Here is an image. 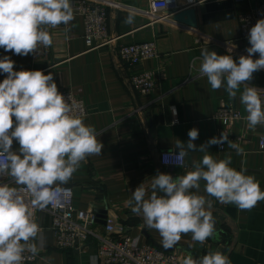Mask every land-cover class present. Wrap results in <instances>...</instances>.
Masks as SVG:
<instances>
[{
    "label": "crops",
    "instance_id": "crops-1",
    "mask_svg": "<svg viewBox=\"0 0 264 264\" xmlns=\"http://www.w3.org/2000/svg\"><path fill=\"white\" fill-rule=\"evenodd\" d=\"M112 1L121 7L109 8V31L116 39L109 46L87 47L82 16L73 9L74 19L67 26L50 29L53 44L46 56L15 55L0 49V56L10 55L15 61L16 70L52 72L60 91L71 89L88 106L84 121L96 129L97 139L104 148L101 154L82 162L66 185L72 188L74 206L115 218L122 225L123 233L140 245L151 244L175 251L180 260L189 252L199 257L209 250L227 248L225 254L231 264H264V200L242 210L208 197L201 181L198 194L211 201L209 211L215 227L222 230L214 236L223 243L215 244L213 236L201 244L193 241L188 233L167 249L162 246L159 233L147 228L143 217L134 214L128 204L132 191L143 182L146 187L150 185L151 176L158 171L175 177L193 170L194 162L203 156L199 151L189 152L183 167L164 166L160 161L162 151L178 152L175 143H187L192 128L199 129L195 141L198 147L226 130L229 139L243 148V153L238 155L227 142L222 144L223 149L220 145H209L208 150L219 159L231 157L234 168L246 169L264 189V151L259 148L264 125L251 129L244 118L227 126L215 118L223 107L233 106L243 117L247 113L239 93L230 99L224 87L211 89L207 78L199 73L202 49L225 55L228 50L223 42L237 41V46L245 51L250 47L248 40H239V15L262 0H205L204 4L199 0H178L174 9L159 12L165 16L167 11L192 8L197 21L195 27L177 23L171 15H166L164 21L153 20L148 15L150 0ZM129 15L134 18L131 24L125 22ZM149 41L155 42L159 56L144 61L137 70H154L157 86L143 96L130 84L134 70L120 60L116 51L118 45ZM234 59L238 61L239 56ZM4 78L5 75H0V81ZM250 83L264 86V70L255 72ZM172 107L178 115L173 116ZM13 147L18 144L14 142ZM217 213L224 217L223 221L215 218ZM51 221L48 211H39L37 222L41 232L37 243L41 257L38 264H91V257H96V264H100L96 243L91 242L73 253L58 249ZM99 229H104L103 223H99Z\"/></svg>",
    "mask_w": 264,
    "mask_h": 264
},
{
    "label": "clouds",
    "instance_id": "clouds-1",
    "mask_svg": "<svg viewBox=\"0 0 264 264\" xmlns=\"http://www.w3.org/2000/svg\"><path fill=\"white\" fill-rule=\"evenodd\" d=\"M204 4L205 0H199ZM74 19L72 0H0V49L6 53L28 56L41 46L53 44L50 29L67 26ZM126 23L134 22L129 15ZM247 55L233 58L232 48L220 55L207 48L201 50L199 73L211 89L225 88L230 99L239 93L247 113V126L264 125V89L252 85L255 72L264 70V18L248 33ZM258 54V58H254ZM0 264H24L25 254L39 253L41 227L33 209L55 205L69 189L65 186L88 157L101 154L104 145L96 129L74 114L71 95L59 90L52 72L16 70L10 55L0 56ZM243 89L241 90V86ZM178 115L175 107L170 109ZM176 121H173L175 123ZM187 143L177 141L179 151L163 155V163L183 165L191 151L203 153L193 170L173 176L157 172L150 185L141 183L128 201L131 211L143 217L149 229H155L164 248H172L184 234L203 244L216 231L211 201L198 194L201 181L208 197L251 209L264 200V189L246 169L232 166L231 157L219 159L209 145H222L242 154L243 148L229 139L226 130L199 147L195 141L199 129L188 132ZM16 142L18 147L14 148ZM264 148V138L261 139ZM150 189V190H149ZM196 190V191H193ZM27 194V195H25ZM96 264V257L90 258ZM181 264H231L223 250H209L194 257L191 252Z\"/></svg>",
    "mask_w": 264,
    "mask_h": 264
},
{
    "label": "built area",
    "instance_id": "built-area-1",
    "mask_svg": "<svg viewBox=\"0 0 264 264\" xmlns=\"http://www.w3.org/2000/svg\"><path fill=\"white\" fill-rule=\"evenodd\" d=\"M178 0H150L148 13L153 20L164 21L165 16L159 12L174 9ZM73 9L82 16L84 24L83 37L87 47L94 48L103 45H111L116 40L109 31V8H119V3L112 0H72ZM264 18V0L258 3L253 9L239 15L241 34L239 40H248V33L256 22ZM226 49L232 48L233 58L240 55H247L244 49L237 46V41L223 42ZM50 51V47L41 46L34 54L37 57H44ZM117 55L120 60L134 70L130 84L134 91L140 95H149L157 86L154 70H137L144 61L158 57L159 53L154 41L134 44H123L117 46ZM264 89V86H256ZM66 97L70 94L75 105L74 114L86 116L88 106L85 100L71 89L61 91ZM215 118L223 121L224 125H231L235 121L244 119L241 112L233 107L219 109ZM260 126V125H259ZM259 148L261 147V139ZM223 149V145H220ZM170 150L162 151L160 161L168 167H180L176 164L163 163V155ZM185 158L183 160V167ZM5 183H12L10 177H0ZM69 191L63 194L59 201L53 206L49 205L43 209H33L37 221L39 211H48L51 215V229L55 235L56 247L60 250H81L89 243H96L97 256L100 264H181L179 254L175 251H168L155 245H140L130 235L123 233V227L115 218L107 217L104 229H99L98 215L93 209L86 211L79 210L73 203V192L70 186H65ZM27 195V194H25ZM40 251L37 255L25 254L24 264H38Z\"/></svg>",
    "mask_w": 264,
    "mask_h": 264
},
{
    "label": "water",
    "instance_id": "water-1",
    "mask_svg": "<svg viewBox=\"0 0 264 264\" xmlns=\"http://www.w3.org/2000/svg\"><path fill=\"white\" fill-rule=\"evenodd\" d=\"M166 15H171L172 20L177 22V23H182V24H185V25L191 26V27H195L197 25L195 10L192 8L182 9L180 11L173 12V13H172V11H167ZM215 218H219L222 221L224 220V217L222 215H220L219 213L215 214ZM98 222L105 224L106 223V216L104 217L103 215H98ZM219 232H222V230L220 227H217L216 232H215L216 235ZM216 235L214 236L213 242L215 244H222L223 243L222 239H220ZM223 250L225 252L227 250V248H224Z\"/></svg>",
    "mask_w": 264,
    "mask_h": 264
},
{
    "label": "trees",
    "instance_id": "trees-1",
    "mask_svg": "<svg viewBox=\"0 0 264 264\" xmlns=\"http://www.w3.org/2000/svg\"><path fill=\"white\" fill-rule=\"evenodd\" d=\"M64 251L73 253L74 252V249H69V250H64Z\"/></svg>",
    "mask_w": 264,
    "mask_h": 264
}]
</instances>
